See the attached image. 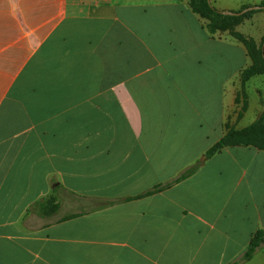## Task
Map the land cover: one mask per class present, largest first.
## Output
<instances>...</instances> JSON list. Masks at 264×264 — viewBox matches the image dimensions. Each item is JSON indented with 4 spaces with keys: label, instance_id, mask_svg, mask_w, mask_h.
I'll return each instance as SVG.
<instances>
[{
    "label": "crops",
    "instance_id": "crops-1",
    "mask_svg": "<svg viewBox=\"0 0 264 264\" xmlns=\"http://www.w3.org/2000/svg\"><path fill=\"white\" fill-rule=\"evenodd\" d=\"M204 23L185 0H0V264H230L264 230V151L203 159L249 65ZM61 193L76 210L45 217Z\"/></svg>",
    "mask_w": 264,
    "mask_h": 264
},
{
    "label": "trees",
    "instance_id": "trees-1",
    "mask_svg": "<svg viewBox=\"0 0 264 264\" xmlns=\"http://www.w3.org/2000/svg\"><path fill=\"white\" fill-rule=\"evenodd\" d=\"M191 12L197 15L201 20L205 21L204 28L209 35H215L217 33H227L238 44L242 45L245 49L246 56L249 60V65L242 69L238 74V79L241 84L244 85L250 79L264 74V35L258 45L254 39L239 33L236 28L240 26L246 19V15H250L263 12L264 9L258 11H250L241 16L223 15L218 11L210 2V0H185ZM259 7L264 8V0H261ZM243 7L236 13L246 9ZM235 104H238V99H235ZM245 107H242L237 114V118H240L242 111ZM223 136L213 144L203 155L207 160L210 157L219 154L223 149L228 147H253L257 150L264 151V113L255 119L251 124L237 128L236 125H231L226 122L223 125ZM203 162L200 160L193 165L187 167L180 172L175 178L164 183L159 184L146 191L145 193L136 196L135 198H142L151 196L163 191H166L176 185L177 183L185 180L198 171ZM130 199L120 200H105L99 208H105L116 205L123 201H129ZM45 203V202H44ZM49 203V202H46ZM56 207V205H53ZM44 208V206H43ZM81 214H68L61 218V221H67L73 218L81 216ZM264 246V230H257L250 238V241L241 253V255L230 264H241L249 261L255 253Z\"/></svg>",
    "mask_w": 264,
    "mask_h": 264
},
{
    "label": "rangeland",
    "instance_id": "rangeland-1",
    "mask_svg": "<svg viewBox=\"0 0 264 264\" xmlns=\"http://www.w3.org/2000/svg\"><path fill=\"white\" fill-rule=\"evenodd\" d=\"M253 15V14H252ZM249 13L246 15V21L237 27V31L244 36L252 38L259 45L261 39L264 35V28L262 30H258L259 21L258 18L260 15H256L252 20H247V18H251ZM233 86L236 89V99H238V104L235 106V125L237 128L245 127L251 124L255 119H258L264 113V74L256 76L250 79L244 85L241 84L238 76L233 82ZM231 95L228 94L226 96V102L230 99ZM242 107H245V110L242 111V115L240 118H237L238 112ZM61 193V203L59 206L51 207V203H44V216H50L53 213L59 210V216L61 217L64 214L69 213L70 211H75L76 209L72 207L75 204L74 199L72 200L65 195L62 200ZM69 199V202H68Z\"/></svg>",
    "mask_w": 264,
    "mask_h": 264
},
{
    "label": "water",
    "instance_id": "water-1",
    "mask_svg": "<svg viewBox=\"0 0 264 264\" xmlns=\"http://www.w3.org/2000/svg\"><path fill=\"white\" fill-rule=\"evenodd\" d=\"M260 9H264V8L259 7V6H252V7H248V8H246V9H244V10L238 12V13H236V12H229V11H222L221 13H222L223 15H231V16L235 15V16H241V15L247 13V12H250V11H258V10H260ZM203 159H204V158H203Z\"/></svg>",
    "mask_w": 264,
    "mask_h": 264
}]
</instances>
